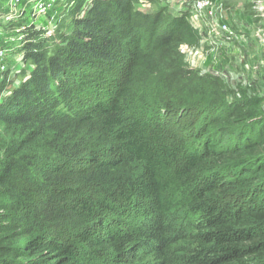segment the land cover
<instances>
[{"label":"trees","instance_id":"1","mask_svg":"<svg viewBox=\"0 0 264 264\" xmlns=\"http://www.w3.org/2000/svg\"><path fill=\"white\" fill-rule=\"evenodd\" d=\"M138 4L79 1L52 52L0 16L32 66L0 99V264H264L261 96L188 68L191 26Z\"/></svg>","mask_w":264,"mask_h":264},{"label":"rangeland","instance_id":"2","mask_svg":"<svg viewBox=\"0 0 264 264\" xmlns=\"http://www.w3.org/2000/svg\"><path fill=\"white\" fill-rule=\"evenodd\" d=\"M34 1L37 0H0V16L8 22L10 28L17 27L16 38H45L51 35L53 43L48 42L49 52L54 50V44L59 42L63 34L71 31L68 27L72 19L85 15L88 5L85 1L84 6L71 18L70 10L84 0H58L57 6L52 4L55 0H41L46 10L34 5ZM180 2L148 0L146 10H162L172 17H182L189 27L194 19L200 18L197 25L202 28V36L192 26L189 32L180 35L186 39L177 47L183 63L190 69L211 72L217 76L228 87L227 94L230 96L245 90L253 95L264 93V0H204L198 14L192 8L183 10ZM177 6L179 9H176ZM245 20L248 24L241 25ZM162 21L166 22L163 19ZM162 21L157 26H163ZM217 21H225L229 25L234 33L232 43L215 46L206 39L209 35L205 31L212 29ZM17 22L19 25L15 26ZM191 33L196 35H189ZM203 37L205 41L202 40ZM10 40L12 38L4 40V45L0 46V66L3 64V68H0V87H3L0 90V99L6 96L10 88L19 85L32 67L29 61H24L22 55L13 53L5 56L3 50L10 44L16 45L17 39L9 43ZM262 95L261 106L264 105V94Z\"/></svg>","mask_w":264,"mask_h":264},{"label":"built area","instance_id":"3","mask_svg":"<svg viewBox=\"0 0 264 264\" xmlns=\"http://www.w3.org/2000/svg\"><path fill=\"white\" fill-rule=\"evenodd\" d=\"M179 1H181L180 4L183 5L182 6L183 10L185 9L188 10L189 8H192L198 14L200 6L201 4H203L204 0H179ZM139 4L141 8L147 9L149 3H148V0H139ZM34 5L39 6L43 10H46L45 9L46 7L42 4L41 0L34 1ZM176 9H179L178 6ZM199 21H200V18L194 19L191 22V26L197 29L199 31V34L202 36L203 35L202 28L201 26L198 27L197 25ZM205 33L209 35L210 43L215 46L227 45L228 43H232V41L234 40L233 39L234 33L231 31V29H229V25L225 24V21H219V22L217 21L214 27H212V29H210L209 31H205ZM204 37L202 38V40H204ZM0 68L1 69L3 68V64L0 66Z\"/></svg>","mask_w":264,"mask_h":264},{"label":"crops","instance_id":"4","mask_svg":"<svg viewBox=\"0 0 264 264\" xmlns=\"http://www.w3.org/2000/svg\"><path fill=\"white\" fill-rule=\"evenodd\" d=\"M246 24H248L246 20H245V22H242V23H241V25H246ZM206 39L210 41L209 36H208V37L206 36ZM262 94H264V93H259V94H257V95H258V96H263Z\"/></svg>","mask_w":264,"mask_h":264}]
</instances>
